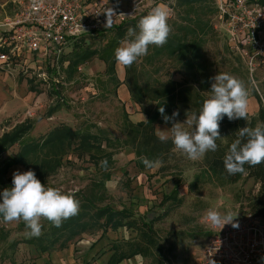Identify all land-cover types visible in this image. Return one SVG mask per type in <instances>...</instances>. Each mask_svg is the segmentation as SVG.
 <instances>
[{"label":"rangeland","instance_id":"1","mask_svg":"<svg viewBox=\"0 0 264 264\" xmlns=\"http://www.w3.org/2000/svg\"><path fill=\"white\" fill-rule=\"evenodd\" d=\"M127 3H121V8L118 9H124ZM159 3L169 8L168 23L172 31L173 23L180 18L178 16L181 14V10L175 7L174 0L144 3L140 14H147L154 5ZM110 7L112 5H109ZM17 9L16 5L0 0V36L4 31L2 24L6 19L12 18ZM211 22L214 33L202 48L204 67L197 69L199 81L192 84L195 88H204L201 92L208 98L213 82L211 78L216 74L229 73L243 80L249 90L248 116H255L259 106L253 97V90L260 97L264 95V57H258L253 72H249L245 59L240 55L241 47L238 46L239 49H237L228 42L226 27L218 20L217 13L211 17ZM84 37L93 40L91 41L93 48L103 46L107 40L104 38L98 41L100 37L97 38L96 33ZM106 37L111 38V32L107 33ZM89 43L90 41L87 44ZM71 52H73L72 43L68 44L61 55L54 58L50 64L39 69L25 68L21 75H17L16 72L13 76L0 75L1 79L5 76L10 77L17 87H23L27 92L31 87L33 91L29 93L33 94V107L36 103L40 106V108L30 109L31 111L17 110L13 116L4 120L0 124V138L26 119L38 125L35 134L32 133L33 137L42 135V127L47 126L49 130L52 126L66 124L72 128L79 127L92 132H95V128H99L105 130L112 139H122L124 114L132 122H140L141 114L138 110L142 111V107H136L130 101L123 87L118 89V95L114 93L112 84L104 75L105 65L98 59L94 58L81 65L78 71L67 79L63 71L68 66ZM138 64L137 72L141 83L153 85L169 78L175 82H183L189 78L176 63L175 65L174 62L165 61L163 57H158L153 65L144 62ZM119 66L121 65L116 63L115 69L118 78L122 79ZM207 76L209 79L206 81ZM55 86H58L62 101L65 103H59L60 110L47 119L46 110L56 104L55 97L49 96L50 90ZM151 106V103H145L143 109ZM175 121L184 123L186 119ZM171 126L156 125L155 134L157 135V128L165 130ZM182 126L186 130H191V126L187 123ZM12 154L11 150L2 154L0 162ZM112 159L114 165L111 177L109 181L104 182V190L95 189L100 175L97 174L88 158L77 157L72 153L63 157L60 168L47 179V185L60 188L64 192L75 193L79 202L91 194H96L97 206L109 205L115 210L130 209L135 217H140L147 222L170 209L166 217L154 224L158 242L163 247L165 255L163 259H160L162 264H199L208 239L207 233L215 227L206 221L207 210L211 208L218 210L221 214H230L235 221L246 213L245 199L255 195L259 188V185L251 179L243 177L234 185L217 187L214 184L203 183L191 191L189 185L199 171L198 164L201 158L190 160L186 156L177 155L172 162L174 168H168L165 173L160 174H157L158 165L151 170L140 172L134 166V157L128 150L120 151ZM16 171L26 172L22 166L18 165L12 167L8 175L11 176ZM176 182L180 184L178 195L182 198V203L178 207H172L173 205L169 203L162 204L163 196L173 190ZM41 224L40 236L48 229L47 220L42 219ZM28 231L23 221L9 223L0 219V264H106L112 253L110 247L114 242L136 238V233L132 230L120 228L115 232L106 233L103 237H100V232L84 235L79 242L70 244L64 250L40 253L34 245L27 243L28 240L36 238L30 237ZM169 245L173 247L171 252L167 251ZM122 264H156V262L151 263L150 259L137 256Z\"/></svg>","mask_w":264,"mask_h":264},{"label":"trees","instance_id":"2","mask_svg":"<svg viewBox=\"0 0 264 264\" xmlns=\"http://www.w3.org/2000/svg\"><path fill=\"white\" fill-rule=\"evenodd\" d=\"M129 1L111 0L109 5H112L110 8L114 9L121 6V3L125 4ZM174 1L175 7L181 10V14L178 16L180 18L173 23L174 29H172L167 43L162 47L149 46L146 56L140 57L131 67L122 66L124 72L122 79L118 78L116 73L114 52L119 46V42L126 36L128 28H135L143 14L118 26L94 32L97 38L100 37L98 41L107 39L105 44L99 48H93L91 42L93 40L81 36L79 40L72 43L73 52L69 56L68 66L64 71L62 70L68 79L78 71L81 65L94 58L98 59L105 65L104 75L112 84L114 93L118 95V89L123 86L128 92L130 101L136 107H142V111L138 108V112L143 116V121L134 123L124 114L121 130L123 138L112 139L105 130L99 128H95V132H92L79 127L72 128L66 124L52 126L49 130L45 126L46 130L41 136L33 137L32 132L35 129V124L26 119L0 138V157L9 150L13 153L0 162V192L12 185L13 175L8 174L12 167L18 165L26 171H34L41 183L50 187L47 185V179L60 168L63 157L70 153L77 157H87L93 164L95 171L100 175V180L96 183L98 186H95V189L100 191L101 188L105 189L104 182L110 180L114 165L112 158L122 150L131 152L134 157V166L140 172L151 170L158 165L157 174L165 173L168 168H174L172 162L177 155L185 156L175 150L170 139L167 142H161L155 134L156 125L170 127L172 124L171 121L167 124L164 122L158 109L161 106L164 107V114L167 116L178 111L179 115L175 120H185L187 117L190 118L193 112L199 113L203 101L207 98L201 92V89L204 88H195L192 83L199 81L197 69L204 67L202 65V48L214 33L211 17L217 13L219 20V16L216 0ZM261 3L264 4V0H261ZM109 32L112 34L111 38L106 37ZM88 40L89 44H87ZM158 57L176 63L189 78L183 82H175L169 78L153 85L141 83L137 72L138 61L139 64L144 62L153 65ZM208 79L207 76L206 81ZM28 91L32 92L33 89L30 87ZM60 94L58 86L50 90L49 96L55 97L56 104L46 110L45 117L47 119L60 110L59 103L63 104L64 102ZM253 97L259 106L257 114L248 116L247 121L244 119L229 121L227 116L224 117L220 122L221 139L216 142L218 150L209 151L201 158L198 164L199 171L190 183L189 189L192 191L203 183L224 187L236 184L243 177L251 179L259 185L258 191L255 195L245 199L246 213L235 220L245 215H252L264 222V163L255 167L245 165L246 171L236 175H229L223 164V159L231 143L239 139L238 130L240 128L264 126V95L260 97L253 90ZM145 103H151L152 106L143 109ZM141 157L159 162L148 169L142 163ZM105 159L108 162L107 169L102 168L100 163ZM179 186V182H176L173 190L163 196L161 203H169L173 205L172 207H178L182 203V198L178 195ZM96 203V194H91L80 202V210L77 215L65 220L60 227H55L47 221V231L42 236L28 240L27 243L34 245L40 253H46L50 250H64L70 244L79 242L84 235L100 232V237H103L108 232L125 228L135 232L136 238L114 242L110 247L112 253L106 264H120L137 256L150 259L151 263L162 264L160 259H163L165 255L163 247L158 242L154 224L166 217L170 209L147 222L140 217H135L130 209L115 210L109 205L99 207ZM211 234V231L208 232L207 238ZM172 248L169 245L167 251L171 252Z\"/></svg>","mask_w":264,"mask_h":264},{"label":"built area","instance_id":"3","mask_svg":"<svg viewBox=\"0 0 264 264\" xmlns=\"http://www.w3.org/2000/svg\"><path fill=\"white\" fill-rule=\"evenodd\" d=\"M5 1L18 9L2 24L0 70L13 76L50 64L81 36L132 20L144 3L159 0H130L124 9L109 8L110 0ZM216 7L228 42L241 47L240 55L252 73L258 57H264V4L216 0ZM233 223L212 227L199 264H264V222L245 215Z\"/></svg>","mask_w":264,"mask_h":264},{"label":"clouds","instance_id":"4","mask_svg":"<svg viewBox=\"0 0 264 264\" xmlns=\"http://www.w3.org/2000/svg\"><path fill=\"white\" fill-rule=\"evenodd\" d=\"M170 11L167 5H154L147 14L141 16L135 28L129 27L126 36L115 49L114 57L118 65L131 67L140 57L148 54L149 46L162 47L171 34L168 23ZM212 79L210 95L202 103L199 113L193 112L184 123L191 126L186 130L175 121L179 115L174 111L171 116L165 115L164 107L158 110L171 128H157V136L161 142L169 139L175 150L190 160H198L209 151L218 150L217 140L221 139L220 122L225 116L229 121L244 119L249 113V90L245 82L229 73H218ZM239 139L231 143L223 159L226 172L236 175L250 167L264 163V126L243 127L238 130ZM146 168L151 169L159 161H151L141 157ZM101 167L107 169V160H102ZM80 202L73 192H64L57 187H46L32 170L16 171L12 185L0 192V217L4 222L23 221L30 237L42 234L41 220L49 221L53 226L77 215ZM230 214H221L216 209H208L206 221L222 228L233 223ZM238 225L233 223V227Z\"/></svg>","mask_w":264,"mask_h":264},{"label":"crops","instance_id":"5","mask_svg":"<svg viewBox=\"0 0 264 264\" xmlns=\"http://www.w3.org/2000/svg\"><path fill=\"white\" fill-rule=\"evenodd\" d=\"M119 68L121 69L122 73L121 72L120 73L123 76V67L119 66ZM5 74L6 76H9L4 71L0 70V75L3 76ZM6 76L5 78H2V79L0 77V124L4 120L13 116L17 112V110L23 111L25 109H29V111H31L30 109H35L36 107L40 108V106H38L37 103L33 107V103H32L33 94L32 93L27 92L23 87H17L14 81L10 77L6 78ZM123 89L127 92V90L124 87ZM127 97L129 98L128 94H127ZM41 112L43 111L41 110ZM140 121H143L142 115H141ZM37 126L38 125L35 124V129L33 130L32 133L36 132ZM41 130L44 132L46 130V127H42ZM128 261L130 260L123 261L120 264L124 262H128Z\"/></svg>","mask_w":264,"mask_h":264}]
</instances>
